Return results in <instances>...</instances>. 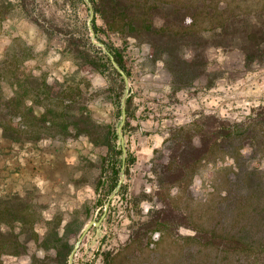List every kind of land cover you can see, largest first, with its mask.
Returning <instances> with one entry per match:
<instances>
[{"label": "rangeland", "instance_id": "374dc122", "mask_svg": "<svg viewBox=\"0 0 264 264\" xmlns=\"http://www.w3.org/2000/svg\"><path fill=\"white\" fill-rule=\"evenodd\" d=\"M83 2L0 0V198L14 203L22 200L33 206L39 222L32 231L38 238L27 241L26 253L3 251L0 264H59L54 260V249L45 251L39 246L50 227L47 220L59 213L65 223L71 210L80 209L84 224L77 237L69 240L74 247L85 226L98 220L105 208H97L98 200L104 196L96 194L95 186L100 157L106 148L93 146L83 136L42 138L43 122L64 124L67 118L63 115L70 111L71 103H89L94 120L117 123L112 103L103 99L105 75L82 68V53H88L89 43L103 51L92 42L88 28L90 10ZM95 36L96 42L105 44L96 33ZM102 40L109 42L104 34ZM147 53L148 45L130 43L126 49L134 117L124 136L134 162L123 183L130 194H150L157 204L156 194L160 191V197L180 207L200 227L219 232L229 229V221L208 219L203 211L210 206L216 190L223 194L227 172L234 168V157L249 152L251 139L247 129L252 130L253 138L264 140V58L246 62L238 50L208 47L206 73L190 86L174 88L163 64L147 62ZM185 56L189 57L190 52L186 51ZM55 82L57 86L48 88ZM59 129L55 132L59 133ZM223 129L240 134L237 148H224L219 143L218 135L223 134ZM207 132L212 133V144L204 156L183 166L174 182L165 179L161 184L158 159L163 158L170 166L171 157L180 146L186 142L199 146ZM65 153L75 158L73 165L48 167L50 155L57 158ZM245 163L263 169L264 149ZM39 173L47 176L39 179ZM110 202L115 208L114 216L109 220L107 212L101 225L84 236L74 264H103L108 251L117 253L111 264H169L171 254L178 251L183 239L194 234L187 227L157 230L153 236L159 242L156 248H149L147 240L125 248L131 220L121 199L114 197ZM153 202L143 203L144 212ZM86 208L89 216L84 213ZM242 226L239 223L235 229ZM12 227L19 241H24L27 232L22 231L21 221L12 223ZM152 251L158 252V258H151ZM194 251L200 253L199 257L209 252L202 245L195 246ZM216 254V264H231L224 254ZM262 256L260 261L250 257L237 264H264Z\"/></svg>", "mask_w": 264, "mask_h": 264}, {"label": "trees", "instance_id": "16d2710c", "mask_svg": "<svg viewBox=\"0 0 264 264\" xmlns=\"http://www.w3.org/2000/svg\"><path fill=\"white\" fill-rule=\"evenodd\" d=\"M78 1L84 3L83 0ZM90 1L95 12L92 24L98 39L106 44L116 62L129 77L131 71L126 49L130 43L134 46L148 45L146 61L152 64L161 62L170 75L171 85L174 88L190 86L206 73L205 50L208 47L225 51L238 50L246 62L264 58V0ZM99 20L100 24H98ZM103 34L109 42L102 40ZM89 48L88 53H82L84 62L82 68L88 72L98 71L105 75L107 84L102 90L103 99L112 103V112L117 123H102L94 120L89 103L84 102L79 105L76 102L68 106L69 112L65 111L63 116L67 120L64 124L57 126L51 122H43L42 138L63 139L67 135L83 136L88 138L93 146L106 148V153L100 157V173L95 186L96 194L104 196L96 204L97 208L101 209L105 207L109 196L116 189L122 170L123 151L119 143L117 127L122 116L125 82L105 52L95 48L91 43ZM186 51L190 52L189 57L185 56ZM57 84L58 82H55L48 88L51 89ZM10 111L12 113V110ZM126 115L124 134L134 117L131 95L126 98ZM46 116L45 114L44 118ZM58 127L59 133L55 132ZM5 131H8V128H5ZM222 131L223 134L218 135L219 143H222L224 148L235 149L239 145L237 139L240 134L235 135L225 129ZM247 135L251 139L248 146L250 153L238 154L234 157V168L227 172L223 194H220V190H214L215 196L209 200L210 208H205L203 211L208 219L218 218L219 222L229 221L231 224L229 229L219 232L200 227L188 213H184L180 207L160 197V191L156 194L159 199L157 204L156 200L153 202L150 194L142 193L141 196L130 194L127 184L123 183L115 197L125 203L126 212L131 220L129 239L124 247L147 240L149 248L154 249L159 243L153 238L157 233L155 231L163 229L176 231L180 227H187L191 228L194 234L183 239L178 251L171 254L169 264H216L219 261L217 252L224 254L225 260L230 259L231 264L241 263L245 258L250 257L255 261L262 260L264 168L246 166L245 161L264 149V140L258 136L253 138L250 129H247ZM211 136L212 133L204 134L199 146H194L191 142L184 143L173 153L170 166L163 161V158L158 159L161 172L159 182L163 184L165 179L169 183L174 182L180 177L183 166L194 159L202 158L212 144ZM133 162L134 159L127 149L124 170L126 176ZM174 162L176 164H173ZM10 200L0 198V208L3 206L0 209V256L8 249H12L16 254L26 253L27 241L34 237L38 238L37 234L32 232L39 223L32 209L33 206L29 207L22 200L20 203ZM146 201L154 204L144 212L143 203ZM26 209L28 211H25ZM114 212L115 208L110 202L109 220L114 216L112 214ZM82 213L80 209L71 210L65 223L62 222L63 217L59 213H55L47 220L46 225L50 227L41 237L39 246L45 251L54 249L55 262L67 264L73 248L69 240L77 237L83 228ZM84 213L89 216V208H86ZM17 221H21L22 231L27 232L24 241H19L11 230L12 223ZM239 223H243V226L235 229ZM197 245H202L209 252L199 257L200 253L194 251ZM116 254L113 251L104 253L103 264H111ZM151 258H158V252L152 251Z\"/></svg>", "mask_w": 264, "mask_h": 264}, {"label": "water", "instance_id": "95a60500", "mask_svg": "<svg viewBox=\"0 0 264 264\" xmlns=\"http://www.w3.org/2000/svg\"><path fill=\"white\" fill-rule=\"evenodd\" d=\"M84 1L88 5L89 10H90V16H89V19H88V28H89L90 33H91L92 42L96 46H99V47H101L103 49V51L110 58L114 68L122 75V77L124 79V82H125V92H124V95L122 97V116H121L120 123H119V125L117 127V133H118V136L120 138L121 148H122V151H123V157H122V170H121L120 179H119V182L117 184L116 189L110 195L109 201H108V203L106 204V206L104 208L102 216L98 220H91L85 226V228L83 229V231L79 235L74 247L72 248V250L70 252V255H69V258H68L69 264H74V255H75L77 249L79 248L81 242L83 241L84 236L91 230V228L99 227L101 225L102 220L106 216V214L108 212V207H109L110 201L116 196L119 188L123 184V180H124V177H125V172H124V170H125V161H126V155H127V147H126V144H125V136H124V133H123V127L125 125L126 117H127V115H126V98L129 96V93H130L129 77L126 74V72L121 68V66L116 62L114 56L107 49L105 44L96 42L95 30H94L93 24H92V20H93V18L95 16L93 4H92V2L90 0H84Z\"/></svg>", "mask_w": 264, "mask_h": 264}, {"label": "crops", "instance_id": "0c3cea01", "mask_svg": "<svg viewBox=\"0 0 264 264\" xmlns=\"http://www.w3.org/2000/svg\"><path fill=\"white\" fill-rule=\"evenodd\" d=\"M50 161H51V163L48 165V167L50 166V168L52 167V168H54L56 165H65V166H71V165H73L76 161H75V158H73V156L72 155H68L67 153H65V154H63V156H60V157H58L57 156V158L55 157V156H52V155H50ZM57 159V160H56ZM56 160V162H55V164H54V161ZM48 164V163H47ZM53 165H55V166H53ZM51 168V169H52ZM38 169V168H37ZM40 173H41V171H40ZM39 173V174H40ZM42 176H44V177H46L47 176V174L46 173H44V175H42V174H40V175H38V178L39 179H42L41 177ZM76 207H80V206H76ZM76 209H78V208H76ZM148 209V208H147Z\"/></svg>", "mask_w": 264, "mask_h": 264}]
</instances>
